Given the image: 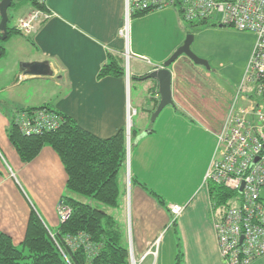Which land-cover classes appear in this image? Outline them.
<instances>
[{"label": "crops", "instance_id": "crops-1", "mask_svg": "<svg viewBox=\"0 0 264 264\" xmlns=\"http://www.w3.org/2000/svg\"><path fill=\"white\" fill-rule=\"evenodd\" d=\"M125 4L47 0L52 15L33 34L13 33L0 43V231L20 246L35 211L55 232L68 181L61 156L49 144L34 159L22 160L9 136L18 111L49 105L107 138L128 129L130 105L136 114L131 117L133 138L123 175L127 196L119 207L107 208L122 224L125 244L137 259L156 249V256L145 259L147 264H226L212 218L216 203L205 176L255 43L239 79L220 74L200 52L194 51L209 60L211 69L180 55L169 66L173 104L151 121L160 101L159 82L140 78L162 67L187 33L172 7L132 19L125 37L120 33ZM32 9V4L25 6L19 17ZM164 28H175V33L160 41L154 34ZM18 42L22 46L16 57ZM109 54L127 57V75L99 76ZM37 64L48 72H38ZM173 203L185 209L174 227H168ZM251 264H264V255Z\"/></svg>", "mask_w": 264, "mask_h": 264}, {"label": "built area", "instance_id": "built-area-1", "mask_svg": "<svg viewBox=\"0 0 264 264\" xmlns=\"http://www.w3.org/2000/svg\"><path fill=\"white\" fill-rule=\"evenodd\" d=\"M46 4L47 0H36ZM2 0H0L1 5ZM182 8L186 21H211L257 36L245 78L230 106L205 181L222 185L232 193L226 207H212V218L220 255L226 264H251L264 255V0H126L125 25L120 33L128 37V20L137 11ZM52 15L48 9H35L17 19L15 28L24 35L35 32L38 24ZM1 23V8H0ZM245 90V91H244ZM136 112V110H134ZM132 111L128 105L130 132ZM13 123L25 135L56 129L61 114L49 108L20 110ZM173 221L184 206L170 204ZM61 222L72 208L62 201L58 207ZM73 248L84 245V234L67 236ZM92 253L90 244L85 245ZM156 250L149 249L140 259L130 251L131 264H140Z\"/></svg>", "mask_w": 264, "mask_h": 264}, {"label": "trees", "instance_id": "trees-1", "mask_svg": "<svg viewBox=\"0 0 264 264\" xmlns=\"http://www.w3.org/2000/svg\"><path fill=\"white\" fill-rule=\"evenodd\" d=\"M18 4L16 0L13 2L14 9H18ZM31 4L33 9L29 12L39 8L48 11L44 3L30 0ZM174 8L185 20L182 8ZM149 12L151 10L137 11L134 16ZM189 23L217 26L216 22L209 24L210 21ZM13 33L20 32L9 25V36ZM125 69V57L109 54L99 76L124 75ZM42 108L53 110L49 105L33 110ZM9 136L25 162L34 159L47 144L59 153L68 173L63 201L72 208V212L55 232H51L33 211L20 246L15 245L8 234L0 231V264H131L129 247L124 242L123 226L107 209L121 205L122 174L128 150L126 129L102 138L84 129L70 116L61 114V123L56 129L25 135L13 123ZM210 194L215 205L223 208L229 204L232 196L229 190L215 183L210 185ZM85 198L90 201H84ZM160 201L164 203L162 199ZM78 234H84L85 244L73 248L66 238ZM87 244L93 248L92 253L86 249Z\"/></svg>", "mask_w": 264, "mask_h": 264}, {"label": "rangeland", "instance_id": "rangeland-1", "mask_svg": "<svg viewBox=\"0 0 264 264\" xmlns=\"http://www.w3.org/2000/svg\"><path fill=\"white\" fill-rule=\"evenodd\" d=\"M16 1L19 2L18 9H14L15 8L14 6H12L9 9V17H10L9 25L11 27L15 26L17 19L19 15L21 14V12L23 11L24 7L30 4V0H16ZM154 11H157V10H154ZM144 15L134 16L133 14L130 17V19L128 20V24H127L128 32H129L131 20L137 17L144 16ZM214 19L217 20L216 18ZM214 19H212L209 24L215 23ZM181 22L184 28L186 29L185 30L187 33L186 35L194 34L195 36L194 41L192 43L193 51L200 52L202 55H205L206 57H208L216 67L220 68L217 71H219L220 74L221 72H223L225 77H229L227 75L228 73H232L233 75L232 78L242 77L245 71V67L247 63L246 61H248L250 53H251L250 51L252 50V47L254 43H256V40H257V36L254 32L238 30L232 26L221 27L218 25L219 23H216L217 26H208V25H200V24L193 25L189 22H186L182 18H181ZM38 27H39V24L37 26V29ZM33 33L34 32H32L31 34ZM174 33H175V28H170V29L164 28L163 32L156 33L154 34V36L160 41H166V39ZM21 46H22V43L18 42L15 44V50L13 51L14 56L16 57L18 56ZM127 54L128 56L132 57L131 54L130 55L129 53ZM126 59H125V63H126ZM125 68H126L125 73L127 75L126 65H125ZM134 110L135 109L131 108L132 116L136 114ZM127 130H129V128L126 129V131ZM129 133H130V141H128L127 156L129 154L128 151H129L131 141H132L131 138H133V133L131 134V127H130ZM123 174H122V177H123ZM129 193H130V190H128V197H129ZM125 196H127V193L125 192L124 186L122 185V196L121 197L124 198ZM83 200L88 201L89 199L85 198ZM184 209H185V206H184ZM173 218H174V215H173ZM177 218L174 221L172 220L171 225L168 227H174L173 223L177 220ZM131 249L132 248H129V251H131ZM152 250H156V249L153 248ZM26 253L28 254V251H26ZM150 255H153V254H149L148 256ZM146 261L148 262L149 259ZM147 262L145 264H147Z\"/></svg>", "mask_w": 264, "mask_h": 264}, {"label": "water", "instance_id": "water-1", "mask_svg": "<svg viewBox=\"0 0 264 264\" xmlns=\"http://www.w3.org/2000/svg\"><path fill=\"white\" fill-rule=\"evenodd\" d=\"M15 0H2L0 8H1V23H0V43L6 40L9 36V9L13 6V2ZM223 26V25H221ZM194 34H189L185 38L183 44L164 62L162 67H158L151 72L145 74L140 79H157L159 82V94L160 101L156 108V110L152 113L151 121H155L157 116L169 104H173L172 98V74L169 70V66L182 54L188 55L191 59H193L196 63L204 65L206 68L211 69V65L209 60L197 55L192 50V43L194 41ZM3 53V47L0 46V56ZM35 67L40 68L38 72L42 74H46L48 70L44 67V65L39 66L37 64ZM128 141H130V133L127 130Z\"/></svg>", "mask_w": 264, "mask_h": 264}]
</instances>
